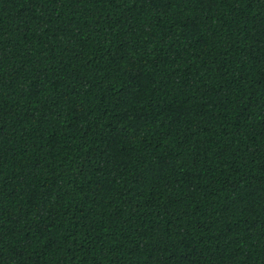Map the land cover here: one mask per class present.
Segmentation results:
<instances>
[{"label":"trees","instance_id":"obj_1","mask_svg":"<svg viewBox=\"0 0 264 264\" xmlns=\"http://www.w3.org/2000/svg\"><path fill=\"white\" fill-rule=\"evenodd\" d=\"M0 264H264V0H0Z\"/></svg>","mask_w":264,"mask_h":264}]
</instances>
